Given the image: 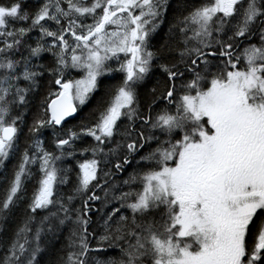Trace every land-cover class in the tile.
<instances>
[{
    "label": "snow or ice",
    "instance_id": "1",
    "mask_svg": "<svg viewBox=\"0 0 264 264\" xmlns=\"http://www.w3.org/2000/svg\"><path fill=\"white\" fill-rule=\"evenodd\" d=\"M170 7L0 2V264H264V0Z\"/></svg>",
    "mask_w": 264,
    "mask_h": 264
},
{
    "label": "trees",
    "instance_id": "2",
    "mask_svg": "<svg viewBox=\"0 0 264 264\" xmlns=\"http://www.w3.org/2000/svg\"><path fill=\"white\" fill-rule=\"evenodd\" d=\"M0 2H6V0H0ZM30 2H31V0H30ZM170 5H171V7H170V9H169V19H171L172 10H173V9L175 8V6H176V0H170ZM163 27L166 29V28H167V24H165ZM97 98H98V97H97ZM95 104H96V98H94V99L92 100V102H91L87 107H85V108L82 110V112L80 113V115L83 116V115L87 114L89 111H91V109L95 106ZM28 120H29V122L31 121V116H30V115H29V117H28ZM76 123H78V120H71V121H70V125H71V124H76ZM25 131H26V130H25ZM20 141H21V144H23V141H24V137H23V136H21ZM13 163H15L14 160H13V161H9V162L7 163V167H8L9 169H11Z\"/></svg>",
    "mask_w": 264,
    "mask_h": 264
},
{
    "label": "flooded vegetation",
    "instance_id": "3",
    "mask_svg": "<svg viewBox=\"0 0 264 264\" xmlns=\"http://www.w3.org/2000/svg\"><path fill=\"white\" fill-rule=\"evenodd\" d=\"M129 171H131V169H129ZM126 175H127V173L124 174V176H126ZM122 178H123V177H122Z\"/></svg>",
    "mask_w": 264,
    "mask_h": 264
}]
</instances>
